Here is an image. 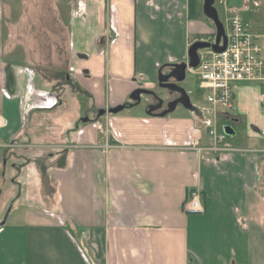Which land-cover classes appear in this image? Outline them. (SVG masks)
<instances>
[{
    "label": "crops",
    "instance_id": "0c3cea01",
    "mask_svg": "<svg viewBox=\"0 0 264 264\" xmlns=\"http://www.w3.org/2000/svg\"><path fill=\"white\" fill-rule=\"evenodd\" d=\"M222 2L264 59V0ZM197 6L202 13V0L192 12L188 0H0V148L39 190L54 189L19 222H0V264H264L260 86L236 83V108L211 120L191 101L197 111L147 114V96L97 114L139 86L157 92L159 68L214 39L202 37L213 28ZM221 121L243 139L225 136L213 152L203 129L224 132ZM191 189L203 213L184 211Z\"/></svg>",
    "mask_w": 264,
    "mask_h": 264
},
{
    "label": "built area",
    "instance_id": "2783aa9c",
    "mask_svg": "<svg viewBox=\"0 0 264 264\" xmlns=\"http://www.w3.org/2000/svg\"><path fill=\"white\" fill-rule=\"evenodd\" d=\"M224 31L226 34L224 50L221 52H215L210 48L198 50V64L189 68V71L196 75L197 87L205 91V101L212 114L229 112L236 108V83H254L264 91V59L254 35L245 28L238 16L229 17ZM206 41L213 42V38ZM186 93L189 95L191 91L188 90ZM262 97L264 101V92ZM7 124V119L0 115V129ZM107 133L113 143L120 144L115 132L107 129ZM207 136L211 145L206 149L213 152L224 150L219 146L226 136L224 132L218 133L214 128H210L207 130ZM194 144L197 146L196 142ZM109 147L111 145L105 143V148ZM197 149L204 148L197 146ZM183 209L187 213H203L204 208L197 189L189 191Z\"/></svg>",
    "mask_w": 264,
    "mask_h": 264
},
{
    "label": "rangeland",
    "instance_id": "374dc122",
    "mask_svg": "<svg viewBox=\"0 0 264 264\" xmlns=\"http://www.w3.org/2000/svg\"><path fill=\"white\" fill-rule=\"evenodd\" d=\"M214 7L217 10V13L219 15V18L221 22L223 23L224 27L226 28L227 25V19L232 15L231 12H228L225 9V5L222 2V0H215ZM198 12L201 11V7L197 6ZM201 13V12H200ZM243 13V12H242ZM241 13V14H242ZM202 14V13H201ZM209 24L212 26V35L204 34L202 37L204 39H207L209 37H214V27L211 22L208 21ZM180 87L183 88L185 91L190 90L191 93L188 95L190 98V101L192 103H195V105L199 108V111L207 120H211L212 113L209 109L208 103L205 101V91L201 90L197 87V78L195 74H192L190 72H186L185 78L180 82ZM158 94H163L162 89H157ZM262 99V98H261ZM147 100V97L144 95L141 97L140 103ZM139 105V103L137 104ZM176 111L180 113H187L186 110L178 105L176 107ZM262 111L264 112V108H262ZM95 117V115H94ZM94 117H91V119L87 118V122H91L94 120ZM222 119V118H221ZM223 120V119H222ZM83 121V122H86ZM221 121V125L228 126L231 125L230 122ZM84 124V123H83ZM206 128V126H205ZM203 129V132L205 134V137L207 135V130ZM235 132L232 135H226V141L230 143H237L241 139H243V132L240 126H235ZM256 129H253V132H256ZM252 141V139L250 140ZM255 143L260 146H264L263 140L261 139H254ZM51 142V141H49ZM54 142H51V144ZM39 150H44V148L41 147L38 148ZM47 149V147H45ZM25 152V151H24ZM28 153V152H25ZM40 179L33 180L30 179L27 176L26 171H21L18 173V171L14 170L11 167V160H9L7 157H4L3 155V149L0 148V222L6 221L11 222L12 219H14L16 222H19L22 218L23 210L27 206H34L37 207L35 203H37V199H39V202L41 204L44 196L47 201L50 197L54 195V189H38L37 186L42 185V182H39ZM40 191V196H38V192ZM46 202V200H45ZM10 214V215H9Z\"/></svg>",
    "mask_w": 264,
    "mask_h": 264
},
{
    "label": "water",
    "instance_id": "95a60500",
    "mask_svg": "<svg viewBox=\"0 0 264 264\" xmlns=\"http://www.w3.org/2000/svg\"><path fill=\"white\" fill-rule=\"evenodd\" d=\"M215 0H202V13L204 16L209 19L213 25H214V39L213 42L211 41H199L196 40L192 42L188 49H187V60L181 61V62H174L166 64L165 66H162L159 68L157 73V85L160 88L168 89L169 91H174L178 94V96L168 103L167 109L164 111H161L160 113H157V116H165L169 112L173 111V109L177 105H181L184 108L188 109L189 111H197V108L191 104L189 97L186 93V91L181 88L180 86H177L175 84L167 83V79L169 77H173L176 82H181L185 78V70L187 67H196L198 64V55L197 51L205 48H210L215 52H221L224 50L226 45V34L224 31V26L222 22L219 19L217 10L214 7ZM226 5H239L240 0H225ZM221 42V44H220ZM163 67H169L171 69V73L167 75L161 74V69ZM153 92L151 90L145 89V88H135L131 93L129 94V99L133 101V103H122L118 104L116 106L110 107L107 110L100 109L98 111V116L104 114V113H110L115 114L125 107H129L132 104L139 103L141 100V95H148L152 94ZM151 107H149V110L147 111V114H151ZM87 118H83L82 121H86ZM224 132L227 135L232 134V129L229 126L224 127Z\"/></svg>",
    "mask_w": 264,
    "mask_h": 264
},
{
    "label": "flooded vegetation",
    "instance_id": "af4514ba",
    "mask_svg": "<svg viewBox=\"0 0 264 264\" xmlns=\"http://www.w3.org/2000/svg\"><path fill=\"white\" fill-rule=\"evenodd\" d=\"M171 72L172 71L169 67H163L161 69L162 75H167ZM166 81L167 83L180 86V83L176 82L173 77H169ZM139 87L151 90L153 92L152 94L145 95L149 98V100L145 103L146 104L145 106H146V111H148L149 107H151L152 108L151 112L155 114L160 113L161 111H164L165 109H167L168 103L174 100L178 96L176 92L169 91L168 89L160 88L159 86L158 87L164 91L163 94H157V92L154 91L152 88H147L144 86H139ZM142 96L144 95H141V97ZM125 103H133V101L129 100Z\"/></svg>",
    "mask_w": 264,
    "mask_h": 264
},
{
    "label": "trees",
    "instance_id": "16d2710c",
    "mask_svg": "<svg viewBox=\"0 0 264 264\" xmlns=\"http://www.w3.org/2000/svg\"><path fill=\"white\" fill-rule=\"evenodd\" d=\"M188 6H189L188 11L192 12L194 9V0H188Z\"/></svg>",
    "mask_w": 264,
    "mask_h": 264
}]
</instances>
